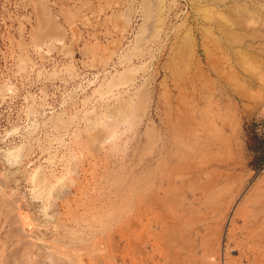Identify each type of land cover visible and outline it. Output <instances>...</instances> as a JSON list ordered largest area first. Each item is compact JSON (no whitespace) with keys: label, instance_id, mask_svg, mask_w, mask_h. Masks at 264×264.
<instances>
[{"label":"rangeland","instance_id":"374dc122","mask_svg":"<svg viewBox=\"0 0 264 264\" xmlns=\"http://www.w3.org/2000/svg\"><path fill=\"white\" fill-rule=\"evenodd\" d=\"M0 264H264V0H0Z\"/></svg>","mask_w":264,"mask_h":264}]
</instances>
